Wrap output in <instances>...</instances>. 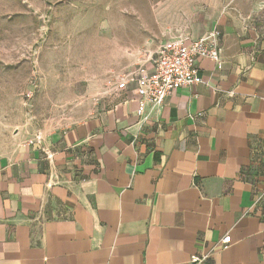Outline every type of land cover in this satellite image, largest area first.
Instances as JSON below:
<instances>
[{"label": "crops", "instance_id": "0c3cea01", "mask_svg": "<svg viewBox=\"0 0 264 264\" xmlns=\"http://www.w3.org/2000/svg\"><path fill=\"white\" fill-rule=\"evenodd\" d=\"M230 1L163 41L220 32L203 84L141 121L111 75L92 114L0 150V264H264V0Z\"/></svg>", "mask_w": 264, "mask_h": 264}, {"label": "rangeland", "instance_id": "374dc122", "mask_svg": "<svg viewBox=\"0 0 264 264\" xmlns=\"http://www.w3.org/2000/svg\"><path fill=\"white\" fill-rule=\"evenodd\" d=\"M230 3L0 0V150L18 132L29 138L86 118L108 77L154 68L167 36L207 25Z\"/></svg>", "mask_w": 264, "mask_h": 264}, {"label": "built area", "instance_id": "2783aa9c", "mask_svg": "<svg viewBox=\"0 0 264 264\" xmlns=\"http://www.w3.org/2000/svg\"><path fill=\"white\" fill-rule=\"evenodd\" d=\"M220 54V32L215 28L198 38L180 35L158 46L152 72L142 70L136 74L130 73L116 82H107L106 86L112 88L115 84L117 90H124L129 83L135 84V92L140 98L136 115L145 121L147 116L144 113V102L152 107H160L164 99L178 89L203 84L196 61L207 59L218 63ZM219 243L228 245L229 235L222 237ZM202 260L204 258L191 259L192 263Z\"/></svg>", "mask_w": 264, "mask_h": 264}]
</instances>
